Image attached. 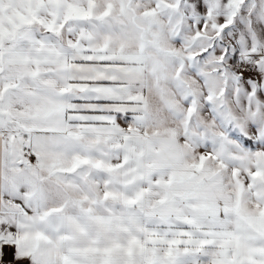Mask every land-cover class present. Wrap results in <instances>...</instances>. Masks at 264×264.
I'll return each instance as SVG.
<instances>
[{"label": "snow or ice", "instance_id": "snow-or-ice-1", "mask_svg": "<svg viewBox=\"0 0 264 264\" xmlns=\"http://www.w3.org/2000/svg\"><path fill=\"white\" fill-rule=\"evenodd\" d=\"M0 264H264V0H0Z\"/></svg>", "mask_w": 264, "mask_h": 264}]
</instances>
